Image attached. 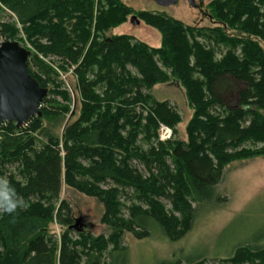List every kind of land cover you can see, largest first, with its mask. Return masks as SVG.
Returning <instances> with one entry per match:
<instances>
[{
	"label": "trees",
	"instance_id": "1",
	"mask_svg": "<svg viewBox=\"0 0 264 264\" xmlns=\"http://www.w3.org/2000/svg\"><path fill=\"white\" fill-rule=\"evenodd\" d=\"M2 5L37 52L30 56L40 72L28 59L32 76L42 86L52 83V94L70 101V91L58 79L60 69H72L80 110L61 136L48 131L44 120L75 114L56 98L43 101L42 115L21 127L14 121L0 124V177L22 201L13 213H0V264H80L78 242L64 234L58 245L49 235L55 217L72 229V218L62 212L64 201L55 212L63 181L103 202V218L114 230L108 239L92 240L90 247H98L91 251L99 250L90 253L88 264H127L119 260L128 253L119 245L120 234L144 238L160 228L173 239L183 236L197 214L193 202L224 200L216 193L224 167L238 157L264 155V146H242L264 142V0H212L210 26L186 24L164 12H137L161 33L157 47L130 33L109 34L133 13L122 0H0ZM19 31L16 22L0 21L6 39ZM39 55L52 56V66ZM170 79L182 84L193 107L185 140H162L159 134L161 123L176 133L181 121L169 100L150 91ZM231 79L226 96H234L235 104L227 103L223 92ZM141 133L147 148L138 143ZM12 163L21 166V178L6 172ZM129 190L140 204H132L127 217L121 197ZM161 197L170 200V210ZM109 242L110 261L101 253ZM185 258L186 264H206L201 255ZM223 262L264 264V245L241 242Z\"/></svg>",
	"mask_w": 264,
	"mask_h": 264
},
{
	"label": "rangeland",
	"instance_id": "2",
	"mask_svg": "<svg viewBox=\"0 0 264 264\" xmlns=\"http://www.w3.org/2000/svg\"><path fill=\"white\" fill-rule=\"evenodd\" d=\"M122 1L133 8V13L126 22L111 29L109 34L130 33L155 47L161 45V33L158 29L146 24L141 19L138 24H134L131 21L133 14L138 16L137 12L141 10L164 12L182 20L186 24L213 25L208 10V4L212 0H195L196 6H193L189 0H179L168 7L160 6L154 0ZM138 18L140 17L138 16ZM16 20V16L8 8L3 5L0 7V21L16 22L17 27L20 29L13 40L19 41L20 44L28 48L32 55H37L34 46L26 37L24 30H22V25ZM31 56L29 58L31 68L40 72L37 65H35L36 59L31 58ZM38 58L52 66V56L39 55ZM131 69L136 72L135 68L132 67ZM59 72L60 78L58 80L70 91L71 100L66 101L61 95L52 94L51 83L48 86L50 91L44 99V104L51 103L52 98H56L60 102L67 103L75 115L71 117V114L68 113L64 118L55 119L54 121L45 119L44 124L48 131L61 136L68 121L79 115L80 95L72 69L68 71L60 69ZM232 82L235 81L231 79L229 85H226V91L223 88L225 101L229 104L237 103L234 96H226L230 92L228 90L233 87ZM150 91L159 100H169L181 115V121L176 125L177 132H172L170 138L187 139L186 126L193 114V107L186 97L185 88L182 84L175 79H170L167 82L156 84ZM169 127L173 130L171 126ZM142 136L144 135L141 133L138 143L143 148H147L148 144L143 140ZM242 146L258 148L264 146V142L254 143L253 141H248ZM134 162L142 172L147 174L144 164L137 160ZM6 168V172L15 173L19 178L22 177L20 175L21 166L17 163L7 164ZM109 185H111V182L105 187ZM128 193V195H122L121 197V212L127 217L129 215L128 208L134 203L140 204L133 190H129ZM216 193L224 200L210 205H198L193 202V206L197 207V214L190 230L183 236L173 239L160 228L155 229V232L144 238H138L132 232L124 231L119 235L118 240L119 245L127 248L128 253L126 257L119 260L124 263L128 262L127 264H156L159 260L168 262L180 258L182 260L181 264H186L185 257L201 255L206 260V264H233L231 262H223V258L231 254L234 247L239 243L253 242L256 245L257 242L264 245V155L238 157L227 164L223 169L222 179L216 186ZM160 200L167 209L170 210L172 208L170 200L165 197H161ZM63 201L66 203L68 211L66 208L62 209V212L65 216L66 213H69L72 218L71 224L75 223L76 218L84 217L83 230L80 232L70 229V232H68V225L60 223L55 217L49 224V235L52 236V239L58 245H61L64 234H67L71 241L78 242L76 248L81 254L80 264H88L90 253L98 252L99 250L91 251L98 247H90L92 240L94 241V239L102 235L108 239L114 231L112 226L103 218L105 205L96 197L81 193L67 186L64 181L61 185L60 198L55 202V212H57ZM82 234L84 235L81 236ZM259 236L260 239L254 240ZM89 248L90 252L88 251ZM112 248L113 244L109 242L106 248L103 249L102 247L101 250L102 257H105L108 261L111 258L110 252H112Z\"/></svg>",
	"mask_w": 264,
	"mask_h": 264
},
{
	"label": "water",
	"instance_id": "3",
	"mask_svg": "<svg viewBox=\"0 0 264 264\" xmlns=\"http://www.w3.org/2000/svg\"><path fill=\"white\" fill-rule=\"evenodd\" d=\"M163 7L179 0H154ZM189 2L196 6L195 0ZM134 24L140 22L136 14L131 16ZM31 51L17 40H5L0 46V124L14 121L21 127L28 119L42 115L41 105L49 94V88L42 86L32 76L28 67ZM84 217L76 218L70 227L82 231Z\"/></svg>",
	"mask_w": 264,
	"mask_h": 264
},
{
	"label": "clouds",
	"instance_id": "4",
	"mask_svg": "<svg viewBox=\"0 0 264 264\" xmlns=\"http://www.w3.org/2000/svg\"><path fill=\"white\" fill-rule=\"evenodd\" d=\"M22 201L6 178L0 177V213H13Z\"/></svg>",
	"mask_w": 264,
	"mask_h": 264
},
{
	"label": "built area",
	"instance_id": "5",
	"mask_svg": "<svg viewBox=\"0 0 264 264\" xmlns=\"http://www.w3.org/2000/svg\"><path fill=\"white\" fill-rule=\"evenodd\" d=\"M8 40L4 36L0 35V46L5 41ZM173 130L166 124L161 123L159 127V134L162 140L169 139L172 135Z\"/></svg>",
	"mask_w": 264,
	"mask_h": 264
}]
</instances>
